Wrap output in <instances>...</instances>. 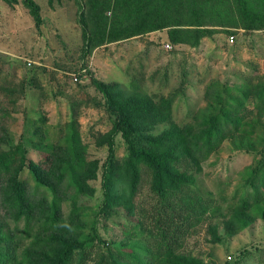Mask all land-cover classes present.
Listing matches in <instances>:
<instances>
[{
  "label": "trees",
  "instance_id": "obj_1",
  "mask_svg": "<svg viewBox=\"0 0 264 264\" xmlns=\"http://www.w3.org/2000/svg\"><path fill=\"white\" fill-rule=\"evenodd\" d=\"M21 2L39 24V5ZM78 23L86 52L163 28L171 43L197 46L222 30L216 27L263 29L264 0H84ZM90 81L112 116L100 142L107 144L101 165L87 157L75 103L70 120L53 134L44 116L27 118L18 141L9 143L16 98L14 87L0 84V264H205L182 249L216 205L198 183L203 162L231 138L240 149L253 151L256 164L246 179L249 190L233 207L226 227L242 229L264 217V144L259 149L256 144L264 137L263 78L247 75L237 85L222 86L201 120L182 124L172 118L170 96L155 100L137 91L124 93L115 82L93 76ZM159 125L165 127L154 133ZM116 134L126 147L122 160L115 156ZM99 166L98 213L123 216L124 239L118 244L101 237L96 216L87 223L86 206L80 204L81 197L94 194L90 180ZM143 171L149 175L146 207L135 202ZM208 226L214 235L216 228ZM248 252L242 249L223 264H243ZM259 261L264 264V258Z\"/></svg>",
  "mask_w": 264,
  "mask_h": 264
},
{
  "label": "rangeland",
  "instance_id": "obj_2",
  "mask_svg": "<svg viewBox=\"0 0 264 264\" xmlns=\"http://www.w3.org/2000/svg\"><path fill=\"white\" fill-rule=\"evenodd\" d=\"M34 1L40 7L39 24L21 0L14 4L0 0V84L14 87L17 108L8 132L11 144L18 141L27 118L44 116L51 134L56 127H64L75 103L87 157L97 159L101 165L107 144L100 142L112 126V116L90 76L115 82L124 93L137 91L155 100L172 97V118L178 124L201 120L215 106L214 97L222 86L237 85L247 75L264 79V28L216 27L222 30L203 37L197 46L171 43L163 28L104 43L86 52L78 23L84 0ZM167 43L170 48L165 47ZM4 103H8L7 98ZM164 127L157 126L154 133ZM113 140L115 156L122 160L126 154L123 139L116 134ZM263 140L256 142L258 149ZM32 157L37 158V152H32ZM255 164L253 151L240 149L232 138L224 140L203 162L198 183L213 196L216 205L210 218L187 238L183 252L201 258L205 264H223L231 256L237 258L242 249L249 251L242 258L243 264H259L264 258V217H257L242 229L226 227L233 207L249 190L246 179ZM141 178L135 202L146 207L150 199L149 175L143 171ZM90 183L94 194L80 200L86 206L87 223L96 216L101 237L118 244L124 239L123 216L115 213L103 218L98 213L101 166ZM64 208L67 211L68 205ZM208 223L216 228L214 235Z\"/></svg>",
  "mask_w": 264,
  "mask_h": 264
},
{
  "label": "built area",
  "instance_id": "obj_3",
  "mask_svg": "<svg viewBox=\"0 0 264 264\" xmlns=\"http://www.w3.org/2000/svg\"><path fill=\"white\" fill-rule=\"evenodd\" d=\"M231 38H232V36H231ZM165 47L170 48L171 46L167 43V44H165Z\"/></svg>",
  "mask_w": 264,
  "mask_h": 264
}]
</instances>
